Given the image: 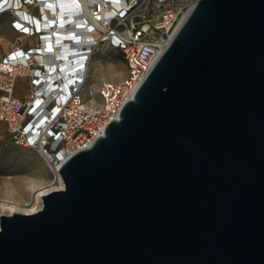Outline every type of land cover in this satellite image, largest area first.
<instances>
[{
    "label": "water",
    "instance_id": "95a60500",
    "mask_svg": "<svg viewBox=\"0 0 264 264\" xmlns=\"http://www.w3.org/2000/svg\"><path fill=\"white\" fill-rule=\"evenodd\" d=\"M0 264H264V0H197Z\"/></svg>",
    "mask_w": 264,
    "mask_h": 264
},
{
    "label": "built area",
    "instance_id": "2783aa9c",
    "mask_svg": "<svg viewBox=\"0 0 264 264\" xmlns=\"http://www.w3.org/2000/svg\"><path fill=\"white\" fill-rule=\"evenodd\" d=\"M196 1L0 0L14 33L5 50L0 35V121L9 140L35 150L60 179L63 156L118 119ZM106 46L120 52L127 75L91 91V60Z\"/></svg>",
    "mask_w": 264,
    "mask_h": 264
},
{
    "label": "rangeland",
    "instance_id": "374dc122",
    "mask_svg": "<svg viewBox=\"0 0 264 264\" xmlns=\"http://www.w3.org/2000/svg\"><path fill=\"white\" fill-rule=\"evenodd\" d=\"M6 18L9 20L7 15H0V33L5 29L4 22ZM2 44H6L5 40L2 41ZM2 50L0 49V53ZM109 64L114 65L116 73L119 72L115 77L109 75L112 81L117 82L127 75L120 52L107 46L102 47L92 57L87 82L88 89L93 91L100 80L108 78V72L105 69ZM51 183L53 185L57 184L55 177L41 156L33 149L13 144L8 138L5 124L0 121V199L21 200L29 203L32 190L28 185L37 184V186H40ZM17 190H19V193H16Z\"/></svg>",
    "mask_w": 264,
    "mask_h": 264
},
{
    "label": "bare ground",
    "instance_id": "6f19581e",
    "mask_svg": "<svg viewBox=\"0 0 264 264\" xmlns=\"http://www.w3.org/2000/svg\"><path fill=\"white\" fill-rule=\"evenodd\" d=\"M185 15H186V13L182 17V20L185 17ZM1 40H2V38H1ZM114 68L115 67H114L113 64L107 65L105 70H106V72H108V78L106 80L102 79L103 81L111 82V83L112 82L113 83L116 82V81H112V79L110 78L111 76L115 77L119 73V72L116 73L115 72L116 70H114ZM109 75H111V76H109ZM124 78H122L121 80H123ZM121 80H119V81H121ZM119 81H117V82H119ZM137 82H139V80ZM137 82L135 83L134 87L137 85ZM93 102H94V98L90 99V103L89 104H91ZM66 156L67 155L63 156L62 162L66 159ZM54 177H55V182L57 183V184L55 183L56 185H53V183L47 184V185H40V186L39 185L37 186V184L36 185H34V184L28 185L29 188L32 190V195L30 196V202L29 203H25V202H23L21 200L9 201L6 198L5 199H0V212L2 214L10 215L12 213L31 214V213H34V212L38 211L41 208V196L42 195L47 194V193H49L51 191H55L57 189L63 188V182H62L61 178L59 179L57 176H54ZM6 190L8 191V187L7 186H6ZM16 193H19V190H17Z\"/></svg>",
    "mask_w": 264,
    "mask_h": 264
},
{
    "label": "crops",
    "instance_id": "0c3cea01",
    "mask_svg": "<svg viewBox=\"0 0 264 264\" xmlns=\"http://www.w3.org/2000/svg\"><path fill=\"white\" fill-rule=\"evenodd\" d=\"M4 23H5L4 24L5 29H4V31L2 33H0V35H1V38H2L1 42L3 40H5V43L6 44L5 45L2 44V47L5 50L8 47L9 41L13 38V34L14 33H13L12 29L9 26V20H8V18L5 19V22Z\"/></svg>",
    "mask_w": 264,
    "mask_h": 264
},
{
    "label": "snow or ice",
    "instance_id": "6c2138e0",
    "mask_svg": "<svg viewBox=\"0 0 264 264\" xmlns=\"http://www.w3.org/2000/svg\"><path fill=\"white\" fill-rule=\"evenodd\" d=\"M3 2L4 3H7L8 2V0H3ZM114 2H118V0H114ZM49 7H50V5H49ZM0 10H2V9H0ZM17 29H19V28H21V25L20 24H16V25H14ZM24 31L25 32H27L28 31V29L27 28H24ZM18 55H23V53H17ZM14 58V57H13ZM37 103H39V101H37Z\"/></svg>",
    "mask_w": 264,
    "mask_h": 264
}]
</instances>
